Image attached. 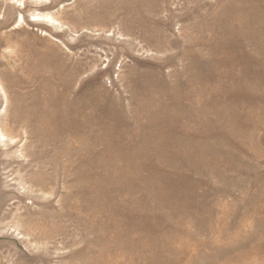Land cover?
<instances>
[{"label":"rangeland","instance_id":"1","mask_svg":"<svg viewBox=\"0 0 264 264\" xmlns=\"http://www.w3.org/2000/svg\"><path fill=\"white\" fill-rule=\"evenodd\" d=\"M0 264H264V0H0Z\"/></svg>","mask_w":264,"mask_h":264}]
</instances>
